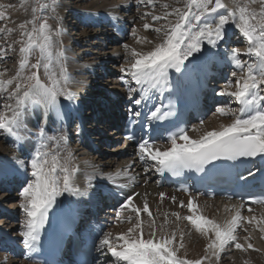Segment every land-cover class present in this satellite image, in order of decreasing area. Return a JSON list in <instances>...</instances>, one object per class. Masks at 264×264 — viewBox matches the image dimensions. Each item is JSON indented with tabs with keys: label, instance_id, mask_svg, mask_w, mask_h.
Returning <instances> with one entry per match:
<instances>
[{
	"label": "snow or ice",
	"instance_id": "1",
	"mask_svg": "<svg viewBox=\"0 0 264 264\" xmlns=\"http://www.w3.org/2000/svg\"><path fill=\"white\" fill-rule=\"evenodd\" d=\"M137 4L153 9L146 11L140 19L145 21L143 29L153 30L159 42L147 51L128 44L123 46L128 54V64L122 72L138 87L130 86L129 80L123 77L121 79L128 85L130 99L139 92V98L132 99L134 105L139 106L148 100L150 89L161 93L168 89L169 69L192 71L186 68L185 62L194 53L202 52L205 44L217 48L225 40L226 26L234 27L247 44L243 52L235 48L228 53L231 63L239 71L231 73L234 81L229 79L219 93L231 97L239 105L238 108L226 105L216 109L220 116L232 117L231 122L204 131L196 139L191 138L188 131L180 129L168 137L169 145L163 149L148 139H140L136 152L139 160L145 163L152 161L157 172L167 171L174 176L182 170L204 172L206 166L215 161L257 157L264 160V0H232L231 7L225 0H175V4L167 0H137ZM157 4L161 9L159 14L155 12ZM57 5L58 0H35L31 18L18 24V38L7 43L6 48L0 45V60L7 56L8 50L17 51L14 45L19 46L15 74L5 78L7 69L0 70V98L4 101L0 106V131L16 141L24 139L21 131L27 130L24 118L30 109L42 108L46 114L55 112L57 119H63L60 98L69 102L75 99V93L68 87L70 77L65 51L57 39L63 30L59 25L53 28L48 17L43 15L46 10L55 13ZM5 7L0 5V9ZM146 17H150L152 23L147 22ZM7 19L6 12L0 10V21ZM160 21L164 23L155 26ZM15 31L17 29L11 27H0V37L7 42ZM132 35L137 44H153L147 37L138 36L136 30ZM33 53H38V58L35 63H30ZM241 56L253 57L254 60L245 61ZM41 69L46 80L41 79ZM167 107V111L163 106L149 109L147 118L163 120L174 115L171 101ZM130 115L140 117L141 112L130 110ZM136 122L131 121L132 124ZM193 131H199V128ZM36 139L30 158L31 178L24 181L19 192V207L25 215L20 235L29 253L38 251L40 231L48 222L57 197L65 192L76 194L79 191L74 186V176L79 168L66 149L67 137L63 134L49 135L41 125ZM126 139L136 140V136L129 132ZM21 165L27 174L28 166L23 162ZM117 175L127 176V169ZM249 175H252L251 171ZM239 178L244 179L243 176ZM164 197L165 194L160 193L161 200ZM133 200L134 197L128 196L117 214V219L121 223L126 221L130 227L116 234L103 233L96 246L101 256L112 258L110 264H221L222 254L233 248L241 253L260 251L252 239L254 232L264 239V214L257 215L253 208L248 207L250 215H243V202L225 206L231 215L221 222L204 214L196 198L190 197L187 202H179V207L186 208L188 215H181L179 211L165 212L158 225L147 199L142 207ZM171 200L175 203L176 197H171ZM252 203L264 207V196L253 199ZM125 210L129 215L122 217ZM143 214L148 217L147 237ZM182 220L206 241L199 258H189L183 251L185 233L179 230ZM173 223L176 227L169 228ZM238 230L246 233L242 240ZM244 264L250 262L245 260Z\"/></svg>",
	"mask_w": 264,
	"mask_h": 264
},
{
	"label": "bare ground",
	"instance_id": "2",
	"mask_svg": "<svg viewBox=\"0 0 264 264\" xmlns=\"http://www.w3.org/2000/svg\"><path fill=\"white\" fill-rule=\"evenodd\" d=\"M119 2L120 0L118 1V3ZM225 2L229 5V7H231L232 0H225ZM100 3V0H94L92 7L87 9V14L91 18L97 19L96 22L94 20H91L90 23H92L93 21V25H95L92 27H102L103 29H105L102 30L101 35L106 37H98V39H104V41L102 43L99 41H94L90 38V35L83 33L82 39L79 43L77 41L71 43V45L74 46V48L71 49V54L73 52L75 53L73 54L74 56L71 55V59H73V63L79 64L82 72L84 70L87 71L88 75L86 76H88V79H84L83 81L80 78V73L74 71L71 72L70 75L69 71L70 81L68 87L75 93V99L69 102L63 97L60 98V108L61 112L63 113V119H57L55 112H48L46 114L42 108L30 109L26 113V116L24 118L25 124L27 125V130L21 131V135L24 136V139L14 142L13 139L15 138L7 136V143H9V146H5L2 142H0L1 182L3 178L7 179L9 182L10 179H12V183H10L11 186L17 187L20 183L17 182L18 180L16 176H22L24 178V181L26 180V178H31L30 158L37 144L36 132L38 131L39 126L43 125L49 135L63 134L67 137L66 149L72 154L73 163L79 168V171L74 176V186L78 188L79 191L76 194H69L65 192L61 196L57 197L60 204L67 202V204L70 206L79 205L81 206V208H83L86 207V205H92V196H97L96 201L98 202V205H100L98 210L100 213H103L105 209L104 207L106 205V200L103 196H101V187L126 185L131 189V193L136 194L133 203H135L137 206L142 207L144 200L147 199L150 209L156 216L158 225L163 221V213L165 212L171 213L174 211H179L181 215H188L189 213L186 208L179 207V202L182 200L187 202L190 197L196 198L198 203L201 205L204 214L223 222L231 215L230 211L225 210V206H231L239 203H237L236 201L220 200L218 198L207 199L196 194L185 195L183 193L175 191L173 188L160 187L155 180V175L152 173L153 162L148 161L147 163H145L140 161L138 156H136V152H134L131 146H127L124 143L122 144V142L120 143L122 134L118 132V127L116 126V124L120 122V114L118 112L119 109L121 110L120 107L123 104L124 96L128 93L126 91V86H123L120 79H108V68L113 67L112 62L116 63L121 60H126V64H128V54L125 52L123 47L125 44L137 48L138 50L147 51L154 46V43L159 42V39L156 33L153 34L151 32L153 30L149 29L151 31H142L143 27L140 28L137 26L138 29L135 30L137 31L138 36L147 37L149 40L153 41V44H137L135 40L127 41V39L130 38L131 34L125 29L127 27H124V24H127V22L129 21L133 22V24L135 25L136 17L137 19L140 18L138 11L136 13L132 9L134 5H137V2L133 3L132 0H122L119 4L111 5L110 11L107 10L108 7L104 8L102 5H100ZM158 5L159 4H157V6ZM117 9H121V11H118ZM144 9L145 12L153 10L150 6ZM155 12H158L157 8L155 9ZM125 13H127L126 18ZM73 14L74 13H71L72 16ZM78 16H80V14H78ZM119 19L121 20L118 21ZM146 21L152 23L151 18H146ZM162 23L164 22L160 21L158 25ZM115 28H118L117 32L114 31ZM231 31L235 32L237 30L234 27L226 26L225 40L221 41L217 48H211V46L205 44L203 51L200 53H194L193 57H190L189 60H195L197 58H194V56H198L201 59L205 58L207 64L209 65L211 64V62L213 63L214 57L216 56L219 59H223L224 61L229 62L230 59L228 57V53L232 49H235L233 47H237L231 45V42L234 41L232 37L229 38V34ZM61 38H65V40L69 42L73 38V35L72 33H67L66 36H61ZM238 41L239 42L236 43L237 45L243 43V37L240 36ZM226 42H229V45L231 47L227 48V46H223ZM99 47H102L101 50L98 49L96 51V49ZM246 47L244 48V50L246 49ZM108 48H113L111 54H115L117 51L118 58H107L110 53L108 55L101 56L100 51H106V49ZM244 50L243 48L241 49L242 52ZM65 51L70 52L69 43L65 44ZM219 51L222 52V57H220L221 54H219ZM90 54L96 55L93 58L92 64H90L89 66L86 57L92 59ZM225 54L227 55L226 58H224ZM241 59L249 62L254 60L253 57L248 56H241ZM99 63L104 64L105 67V70H102L104 72V74H102L103 76L101 77L102 79H97L100 82V85L94 83V81L92 80L94 75L93 69L94 67H96V64ZM226 67L227 72L230 73L229 79H234V77L231 76V73L233 71L239 70L236 69L232 63H228ZM123 76H125V78L129 80L130 84L132 83L130 77H128L125 73H123ZM223 76L224 75H222V77ZM41 79L44 80L42 78V75ZM224 82L225 81H220V83L218 84V87L221 89L220 92L223 90L226 84ZM135 87L138 86L135 85ZM3 102V98H0V106H2ZM230 105L231 104H227V106ZM77 106L81 107V109H78L82 117L81 123L79 122L78 118L75 120L76 117H73L72 115L74 108H76ZM66 116H69L68 121L66 119ZM231 120L232 117L230 116H220L217 112H213L207 117L203 124L200 123L192 127L188 131V134L191 138L196 139L204 131H210L212 129L218 128L221 124H228L231 122ZM197 128H199V131H193V129ZM73 141L75 142L73 143ZM179 142L183 143V141ZM168 145L169 142L158 144L157 146H160L163 149ZM108 146L111 147L110 152H106ZM94 147L96 148L94 149ZM98 147H100L101 149H99ZM21 162H23V165L28 166L27 174L25 172V168L21 165ZM125 169H127L128 172L127 176L117 175V173H121ZM160 193L165 194L163 200H161L160 198ZM10 196V194L4 193L0 197L1 207L3 199H8ZM173 196L176 197L175 203H173V201L171 200V197ZM19 199L21 198L19 197ZM16 203L17 201L15 200L9 203L10 205H8V207L11 210H8L6 208H3V212H1L0 210V217L3 216V218H0V228L5 229V234L7 236L16 238L18 240H23V237L20 235L23 230V224H21L20 228L16 224V220L18 217L16 214H18L20 210H18L17 208V212L14 213L13 211H16V209H13L14 206H16ZM247 208L248 207L245 206L242 210L243 215H250L247 211ZM251 208L254 209L255 214L257 215L264 214V207L262 206ZM106 212L108 213V211ZM109 212L111 211L109 210ZM117 214H114V216L113 214L106 215V217L113 222V224L109 226L107 232L116 234L122 231H126L127 228L130 227V225L126 223V221L124 222V224H122L117 219ZM127 215H129V212L127 210L121 213L122 217H125ZM11 218H15V220L13 219L14 222H12V224H9ZM142 218L146 222L145 237H147L149 231L147 227V214H143ZM170 219L174 220V218L171 217ZM2 221H4V223H2ZM175 227V223L169 226V228ZM179 230H182L185 233L183 241L185 244V249L183 251L187 253L189 258H199L203 254V248L206 241L199 234L195 233L186 221L182 220L179 222ZM238 231L242 240L243 236L246 235V233H244L242 230ZM252 243L256 248L260 249V251L249 250L248 253H241L240 251L233 248L230 250L234 252L232 255H228V253L230 252L229 251L226 252L224 256L228 255V259H232L233 261H237L238 259L237 264H243V260L252 262L253 258H257L261 254L264 255V239L260 238V234L258 232H254ZM104 257L105 256H101V262H104ZM5 262L6 264H35L23 258H13L10 256L9 251H0V264H5ZM221 264H224L222 262V258Z\"/></svg>",
	"mask_w": 264,
	"mask_h": 264
},
{
	"label": "rangeland",
	"instance_id": "3",
	"mask_svg": "<svg viewBox=\"0 0 264 264\" xmlns=\"http://www.w3.org/2000/svg\"><path fill=\"white\" fill-rule=\"evenodd\" d=\"M118 1L119 0H116V1L115 0H100V2H101L100 5H102L104 8L108 7L107 10L110 11L111 5L119 4L122 0H120L119 3H118ZM93 2H94V0H58V5H57L55 13L51 12L50 10H46L43 13V15L48 17V22H49V24L52 25L53 28H56L58 25L62 28L63 31H62V35L61 36H66L67 33L68 34L72 33L73 38L69 42H67L65 40V38L62 39L61 36L58 37L57 39L60 41V46L64 49V51H65V44L69 43L70 52H66L65 51V56H66L65 63H66V67L68 69V73H69V71H70V75H71V72H74V71L80 73V78L83 81H84V79H88V76H86V75H88V73L85 70L82 72V69L79 67V64L73 63V59H71V55L74 56L73 54H75V53L73 52L71 54V49L74 48V46H72L71 43L74 42V41H77L79 43L81 41V39H82L83 33H86V34L90 35L91 39H93L94 41H99L101 43L104 41V39H98V37H100V38L101 37L102 38L106 37V36L101 35L102 30H105V29H103L102 27H92V26H95V25H93V21H92V23H90L91 20H94L95 22L97 20L95 18L89 17L88 14H87V12H88L87 9L92 7ZM132 2L135 3V2H137V0H132ZM162 2H163V0H162ZM167 2L171 3V4H175V0H167ZM0 5H5L6 6L5 8L0 9V10L5 11L6 12V16L8 17L7 20L0 21V27L7 26V27H11V28L17 29V31H15L12 34V36L9 38V40L7 42H5L3 40V37H0V45L4 46L6 48L7 47V43H10L12 40H15V39L18 38V36H19L18 24L31 18V7L35 5V0H0ZM8 5H11V7H7ZM146 7H148V6L137 4V5H134L132 9L136 13L138 11V13H139V15L141 17L145 13V9L144 8H146ZM156 8L158 9V12H156V13L159 14L160 11H161L159 5ZM69 10H70V12H69ZM118 11H121V9H119ZM150 11H153V10H150ZM71 13H74L73 16L71 15ZM78 14H80V16H78ZM126 15H127V13H125V18H126ZM146 18L150 19V17H146ZM103 20H105V19H103ZM120 20L121 19H119L118 21H120ZM135 22H136L135 25L133 24V22H129V21L127 22V24H124V27H127L125 29L128 32H130V34H131L130 38L127 39V41L128 40H130V41L135 40L136 41V38L133 37L132 32H133V30L138 29L137 26L141 28L142 24L145 21H142L140 18L137 19V17H136V21ZM156 25H158V24H156ZM142 31H145V30L142 29ZM149 31H151V30H149ZM151 32L153 34H155L154 31H151ZM103 33H104V31H103ZM234 35H233V40L234 41L231 42V45L232 46H237V47H233V48H239V49L243 48V50H244V48L246 47V42L244 41L243 43H240L239 45H237L235 42L236 41L239 42L238 41V39H239L238 33H234ZM14 47L17 49V51L8 50L7 56L3 60H0V70L7 69V74H6L5 78H8V77H11L12 75H14L16 70H17V67H18V60H19L18 47L19 46L18 45H14ZM229 47H231V46L228 45L227 48H229ZM101 48L102 47L97 48L96 51L98 49L101 50ZM112 51H113V48H108V49H106V51L102 50V51H100L101 52V56L108 55L110 53V55H108L107 58H109V57H112L113 59L118 58V52L116 51L115 54H111ZM104 52H106V53H104ZM95 55L90 54L92 59L86 57V60L88 61V65L89 66H90V64H92L93 58L95 57ZM37 58H38V53H33V55L30 56V58H29L30 63H35ZM112 63H113L112 64L113 67H111V68L109 67L108 68V70H109L108 71L109 72L108 75L112 76V77L108 76V79L109 78L112 79V80L120 79V76H123V73H124V72H122V69L127 66L126 60H123V61L121 60L119 62H116V63L112 62ZM93 70H94V75H93L92 80L94 81V83L100 85V82L98 80L102 79L101 78L103 76L102 74H104V72H103L105 70L104 64H102V63L96 64V67H94ZM105 72H107V71H105ZM41 75H42V78L44 80H46V77L44 75L43 69L40 70V76ZM234 79H232V80L234 81ZM232 108H234V107L232 106ZM111 128H114V127H111ZM7 138H8L7 135L4 134L2 131H0V142H2L5 146L6 145L9 146V143H7ZM120 140H121L120 141V143H121L122 142V138ZM74 142L75 141H73V143ZM96 145H99V144H96ZM98 148L101 149L100 147H98ZM108 148L106 149V152H110V148L111 147L108 146ZM1 190H0V197L4 193H7V192H3L2 193ZM17 191L18 190H14L13 192H10L11 196L8 199H3L2 207L6 208L8 210H11L8 207V205H10L9 203L11 201H14V200L17 201L18 204L16 203V206H14V208H13V209H16V211L15 210H13V211H14V213L17 212V208H18V210H20V212H18V214H16L18 216L17 220H16L17 222L15 221L17 226L20 228L21 224L24 223L25 218H24L23 211L19 207V201H20L19 192L20 191L19 192H17ZM0 208H1V206H0ZM0 218H3V216L0 217ZM13 219L15 220V218H13ZM13 219L12 218L10 219L11 221H10L9 224H12V222H14ZM2 223H4V221H2ZM122 224H124V222ZM230 252H229L230 254L228 253L229 256L234 253L232 251H230ZM228 255H226V256H224V254L222 255L223 256V257H221L222 258V262L224 264L225 263L226 264H237L238 259H237V261H233L232 259L230 260V259H228L229 258ZM244 261L245 260H243V264H244ZM256 263L257 264H259V263L260 264H264V255L263 254L259 255L257 258H253L252 262H250V264H256Z\"/></svg>",
	"mask_w": 264,
	"mask_h": 264
}]
</instances>
